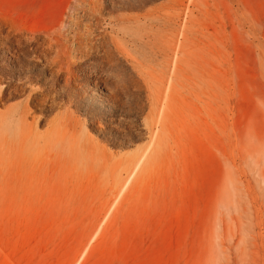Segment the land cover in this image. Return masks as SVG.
I'll return each instance as SVG.
<instances>
[{"label":"rangeland","instance_id":"rangeland-1","mask_svg":"<svg viewBox=\"0 0 264 264\" xmlns=\"http://www.w3.org/2000/svg\"><path fill=\"white\" fill-rule=\"evenodd\" d=\"M0 7V264H264V0Z\"/></svg>","mask_w":264,"mask_h":264},{"label":"bare ground","instance_id":"bare-ground-1","mask_svg":"<svg viewBox=\"0 0 264 264\" xmlns=\"http://www.w3.org/2000/svg\"><path fill=\"white\" fill-rule=\"evenodd\" d=\"M93 12V11H92ZM85 14V13H84ZM92 14V13H91ZM90 14V15H91ZM89 16V15H88ZM84 17V16H83ZM86 17V16H85ZM96 17V16H95ZM66 19V18H64ZM83 19V18H82ZM90 21V20H89ZM98 21V20H97ZM81 22V21H80ZM78 22V23H80ZM84 22V21H83ZM12 24V15L9 14L8 12H5L2 10V8L0 7V49L1 50H5V52L7 53V55L13 59L12 60H8V63L5 65V67L2 64V67L4 68H8L9 74L11 75L12 73H14L16 67H18L17 70H21L22 65L16 60L17 58H19L18 56L23 55V54H30V53H34L35 51L37 52L38 50H40L39 55L35 56L36 58L42 59V61H44L45 65H47L48 67L50 66V69L47 71L49 72L50 70L54 69L55 67H53V61L47 60V54L53 49V44L51 42V39H49L47 36H41L40 33L42 31H35L30 29L27 25L20 26L21 28L17 27L15 33H13L12 29H8V25ZM86 23V22H85ZM81 24V23H80ZM74 25V24H73ZM97 25V24H96ZM61 27V26H59ZM73 27V26H72ZM76 27V26H75ZM12 28V27H11ZM81 28V27H80ZM85 28V27H84ZM89 28V27H88ZM62 29V28H61ZM66 29V28H65ZM79 30V28H78ZM88 30V29H87ZM59 31V30H58ZM71 32V31H70ZM85 33V32H84ZM77 34V33H76ZM87 34V33H86ZM28 35H32L31 37H28ZM102 35V34H101ZM81 36V35H80ZM107 36V35H106ZM77 37V36H76ZM87 37V36H86ZM72 38V37H71ZM71 38H68L69 41ZM80 38V37H79ZM83 38V37H82ZM74 39V38H73ZM92 39V38H91ZM101 39V38H100ZM105 39V38H104ZM76 40V39H74ZM92 41V40H91ZM56 43V42H55ZM69 43V42H68ZM104 43V42H103ZM67 44V43H66ZM75 44V43H73ZM97 45V44H96ZM98 45H100L98 43ZM103 45V44H102ZM32 46L31 49H29V47ZM72 47V46H71ZM74 47V46H73ZM72 47V48H73ZM103 47V46H102ZM105 48V47H104ZM92 49V48H91ZM95 49V48H94ZM99 50V49H98ZM72 52V51H71ZM57 53V52H56ZM67 53V52H66ZM110 53V52H109ZM35 54V53H34ZM52 53H50L51 55ZM73 54V53H72ZM71 54V55H72ZM83 54V53H82ZM98 54V53H97ZM104 54V53H103ZM106 54V53H105ZM1 55V54H0ZM49 55V54H48ZM74 55V54H73ZM81 54H79L80 56ZM29 56V55H28ZM75 56V55H74ZM96 56V55H95ZM61 57V56H60ZM84 57V56H83ZM100 57V56H99ZM103 57V56H102ZM21 58V57H20ZM77 58V57H76ZM75 58V60H76ZM97 58V57H96ZM4 59V58H3ZM22 59V58H21ZM91 59V58H90ZM105 60H108L107 58H104ZM5 60V59H4ZM15 60V62H14ZM38 60V59H37ZM104 60V62H105ZM113 60V59H112ZM24 61H26L24 59ZM64 61V60H63ZM72 61V60H71ZM92 61V60H91ZM23 62V59H22ZM28 62V61H27ZM27 62H26V66H27ZM32 62V61H30ZM34 62V61H33ZM76 62V61H75ZM107 62V61H106ZM43 63V62H42ZM82 63V62H81ZM100 63V62H99ZM111 63V61H110ZM58 64V63H56ZM83 64V63H82ZM81 64V65H82ZM87 63H84V66ZM90 64V63H89ZM104 64V63H103ZM37 65V64H36ZM44 65V64H43ZM66 65V64H65ZM39 66V65H38ZM87 66V65H86ZM103 66V65H102ZM105 66V65H104ZM25 67V66H24ZM90 67V66H89ZM29 68V66H28ZM32 68V66H31ZM47 69V67H45ZM52 68V69H51ZM70 68V67H68ZM78 68V67H77ZM104 68V67H103ZM1 69V68H0ZM43 69V68H42ZM71 69V68H70ZM93 69V68H92ZM98 69V68H97ZM2 70V69H1ZM19 70V72H20ZM26 70V69H24ZM28 70V69H27ZM99 70V69H98ZM97 70V71H98ZM74 71V69H73ZM77 71V70H76ZM80 71V70H79ZM86 71V70H85ZM102 71V68H101ZM23 72V71H22ZM53 72L51 71V74ZM62 73V72H61ZM70 73V72H69ZM84 73V72H83ZM16 74V73H15ZM28 74V73H27ZM49 74V73H48ZM55 75V73H53ZM92 74V73H91ZM95 74V73H94ZM61 75V74H59ZM98 75V74H96ZM95 75V77H96ZM0 79L4 80L5 82H7V85L4 86V90L3 93L4 95L0 98V101H7L10 98H13L17 95L22 96V93L27 91V87L25 85H22L20 83H15L13 84L12 81H8L7 77H2V75H0ZM67 76V75H66ZM87 76V74H86ZM54 77V76H53ZM57 77V75L55 76ZM60 77V76H59ZM63 77V76H62ZM74 78V76H72ZM78 77V76H77ZM80 77V76H79ZM84 77V76H83ZM89 77H92L91 75ZM94 77V78H95ZM29 78V77H27ZM52 78V77H51ZM65 77H63L62 79H64ZM10 79V78H9ZM75 79V78H74ZM87 79H89L87 77ZM51 80V79H50ZM55 80V79H54ZM76 80V79H75ZM99 83H100V79L98 78ZM25 82V81H24ZM89 82V81H88ZM104 82V80H103ZM107 82V81H106ZM4 83V82H3ZM55 83V82H54ZM59 83V82H58ZM57 83V84H58ZM65 83V82H64ZM69 83V82H68ZM90 83V82H89ZM93 83V82H92ZM49 85V84H48ZM51 85V84H50ZM104 89V88H103ZM45 91V90H44ZM117 93V92H116ZM24 94V93H23ZM45 96L46 93L44 94ZM40 98H43L41 93H35L33 95L28 94L26 97V100L33 103L35 102L37 105L43 101H41ZM114 96H111V98ZM34 98H38V99H34ZM101 98L104 99V97L102 96ZM46 99V98H45ZM52 99V98H51ZM113 100V99H112ZM45 101V100H44ZM47 101V100H46ZM117 101V100H116ZM50 102V101H49ZM44 103V102H43ZM52 104V103H51ZM47 105V104H46ZM54 107V106H53ZM10 112V116L15 115L14 113L17 112V109L14 107L12 108V110L9 111ZM21 117V116H20ZM19 117V118H20ZM13 118V117H12ZM16 118V117H15ZM150 143V142H149ZM149 145V144H148ZM147 149V148H146ZM145 149V150H146ZM143 156V155H142ZM141 158V157H140ZM140 160V159H139ZM139 163V161H138ZM137 163V164H138ZM135 170V169H134ZM130 177V176H129ZM129 179V178H128ZM127 179V180H128ZM126 183V182H125ZM125 186V185H124ZM124 188V187H123ZM124 190V189H123ZM120 194V193H119ZM118 197V195H117ZM90 241V240H89ZM89 243V242H88ZM86 247V246H85Z\"/></svg>","mask_w":264,"mask_h":264}]
</instances>
